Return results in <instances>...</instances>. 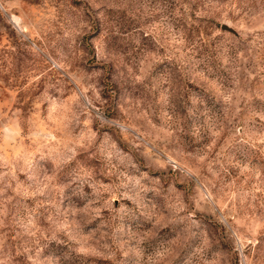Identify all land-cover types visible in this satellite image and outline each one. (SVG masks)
Returning <instances> with one entry per match:
<instances>
[{"label": "rangeland", "instance_id": "1", "mask_svg": "<svg viewBox=\"0 0 264 264\" xmlns=\"http://www.w3.org/2000/svg\"><path fill=\"white\" fill-rule=\"evenodd\" d=\"M0 264H264V0H0Z\"/></svg>", "mask_w": 264, "mask_h": 264}, {"label": "water", "instance_id": "2", "mask_svg": "<svg viewBox=\"0 0 264 264\" xmlns=\"http://www.w3.org/2000/svg\"><path fill=\"white\" fill-rule=\"evenodd\" d=\"M224 29H225V30H227V29H228V30H231V31H232V29H230V28H228V27H226V26H225V28H224Z\"/></svg>", "mask_w": 264, "mask_h": 264}]
</instances>
